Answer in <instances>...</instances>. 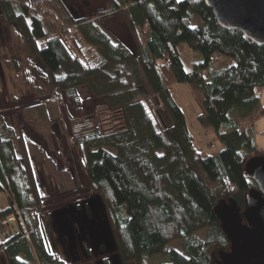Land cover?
Wrapping results in <instances>:
<instances>
[{
	"label": "trees",
	"instance_id": "trees-1",
	"mask_svg": "<svg viewBox=\"0 0 264 264\" xmlns=\"http://www.w3.org/2000/svg\"><path fill=\"white\" fill-rule=\"evenodd\" d=\"M105 2L97 19L75 20L62 0H0L5 22L16 25L40 62L51 95L21 110L22 118L43 131L45 107L68 100L80 109L87 90L101 102L93 121L74 133L77 156L103 197L124 264H216L219 253L230 250L217 209L236 205L244 212L246 195L257 188L245 165L264 156L255 131L264 115V46L223 29L204 0ZM117 14L125 18L134 52L102 24ZM182 43L202 55L191 72ZM216 57L233 65L217 69ZM174 84L191 90L200 108L196 120L215 135L218 152L196 149L169 90ZM41 133L49 141L48 130ZM29 155L20 129L0 118V194L8 198L0 223L14 216L20 227L5 243L0 239V257L6 264H66L53 249L52 216L41 213ZM173 243L180 250L168 249Z\"/></svg>",
	"mask_w": 264,
	"mask_h": 264
},
{
	"label": "rangeland",
	"instance_id": "rangeland-1",
	"mask_svg": "<svg viewBox=\"0 0 264 264\" xmlns=\"http://www.w3.org/2000/svg\"><path fill=\"white\" fill-rule=\"evenodd\" d=\"M14 1L24 2L25 0ZM62 1L75 20H81L86 16L97 19L100 13L98 8L102 4V0ZM3 20L0 9V118L4 119L10 128L16 129V131L20 129L26 139L34 176L42 193L41 213L46 218L53 210L67 207L64 205L73 202L74 199L96 194L92 190L87 174L78 159L74 133L78 127L93 121L91 113L101 101L94 99L85 90L80 109H76L68 100H65L63 105L54 102L51 106L45 107V110L48 109L46 112V129L49 132L47 133L49 141H47V137L41 133L46 129L42 128L43 131L34 129L23 120L21 114V110L42 105L51 99V95L39 74L42 66L37 59L31 58L16 25H9ZM105 20L108 22L102 21V24L107 29L111 27L122 31L124 32L121 34L122 39L127 38V28L124 21L109 20V17ZM179 49L186 70L188 72L193 71L195 64L202 61V55L192 50L186 43H182ZM231 62L224 57H216L215 66L217 69H221L233 65ZM259 93H261V102L264 107V88ZM191 96L194 100L192 93ZM158 107L162 108V104L156 105V111H160ZM160 115L164 118V123L168 124V116L164 112H161ZM255 131L257 149L264 152V115L260 116L256 122ZM203 132L205 131L203 130ZM220 148V143L213 135L212 140L208 143L209 153H216ZM7 205V195L0 194V209H4ZM48 225L50 226V224ZM19 232L17 217L13 216L6 221H1L0 239L3 243ZM197 235L200 239L204 238L203 232ZM53 236L52 232V239ZM168 249L180 250L179 243L171 244ZM156 258H159V255ZM0 264H6L2 256L0 257Z\"/></svg>",
	"mask_w": 264,
	"mask_h": 264
},
{
	"label": "water",
	"instance_id": "water-1",
	"mask_svg": "<svg viewBox=\"0 0 264 264\" xmlns=\"http://www.w3.org/2000/svg\"><path fill=\"white\" fill-rule=\"evenodd\" d=\"M213 10L218 24L225 30L241 32L246 39L264 46V0H204ZM246 176L257 188L246 195L245 211L236 205L217 209L230 250L219 253L216 264H264V156H254L245 165ZM88 204L98 218L90 227L96 248L104 245L113 256L114 264H124L112 229L103 197L93 194ZM79 212L74 205L53 210V228L73 240V225L69 217ZM69 216V217H68Z\"/></svg>",
	"mask_w": 264,
	"mask_h": 264
},
{
	"label": "flooded vegetation",
	"instance_id": "flooded-vegetation-1",
	"mask_svg": "<svg viewBox=\"0 0 264 264\" xmlns=\"http://www.w3.org/2000/svg\"><path fill=\"white\" fill-rule=\"evenodd\" d=\"M92 195L81 196L79 199H74L73 202L64 205H74L79 212L74 217L68 216L70 222L74 220L73 240L61 234L57 229L55 230L52 222L53 249L60 261L66 264H114L113 255L107 252L104 245L96 248L89 233L93 223L99 221L88 204V199Z\"/></svg>",
	"mask_w": 264,
	"mask_h": 264
},
{
	"label": "crops",
	"instance_id": "crops-1",
	"mask_svg": "<svg viewBox=\"0 0 264 264\" xmlns=\"http://www.w3.org/2000/svg\"><path fill=\"white\" fill-rule=\"evenodd\" d=\"M105 3H106L105 0H102V4L98 8V9H100L99 11H102L104 9ZM86 17H91V16H86ZM109 20L124 21L125 27L127 28V38H125L124 40L122 39V36H121V34L124 32L116 30L115 28L112 29L111 27H108V29L119 40H121L130 50H132L134 52L135 51V45H134L133 39L131 37V34L128 30L124 16L122 14L113 15V16H111V18L109 17ZM102 21L106 22L107 20L104 19ZM169 90L171 92V95H172L174 101L177 103V105L182 110V112L185 116L189 132L194 137L196 149L198 151L202 150V151H206L209 153L210 151L208 150V143L212 140L213 135H206L205 132H203L202 127L197 122L196 118L200 114V108L197 105L196 101L193 100L190 90L188 89V87L186 85H183V84H174V85L169 87ZM203 136H204V138H203Z\"/></svg>",
	"mask_w": 264,
	"mask_h": 264
}]
</instances>
